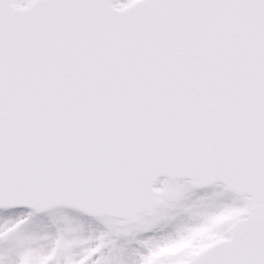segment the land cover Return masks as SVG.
Masks as SVG:
<instances>
[{
    "label": "snow or ice",
    "instance_id": "snow-or-ice-1",
    "mask_svg": "<svg viewBox=\"0 0 264 264\" xmlns=\"http://www.w3.org/2000/svg\"><path fill=\"white\" fill-rule=\"evenodd\" d=\"M0 264H264V0H0Z\"/></svg>",
    "mask_w": 264,
    "mask_h": 264
},
{
    "label": "rangeland",
    "instance_id": "rangeland-1",
    "mask_svg": "<svg viewBox=\"0 0 264 264\" xmlns=\"http://www.w3.org/2000/svg\"><path fill=\"white\" fill-rule=\"evenodd\" d=\"M227 217H225V219H226ZM201 235H203V236H210L211 235V233L210 232H208V231H205V232H202L201 233Z\"/></svg>",
    "mask_w": 264,
    "mask_h": 264
}]
</instances>
